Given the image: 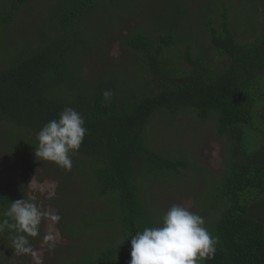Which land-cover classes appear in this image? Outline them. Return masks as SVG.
Segmentation results:
<instances>
[{
    "label": "trees",
    "instance_id": "1",
    "mask_svg": "<svg viewBox=\"0 0 264 264\" xmlns=\"http://www.w3.org/2000/svg\"><path fill=\"white\" fill-rule=\"evenodd\" d=\"M30 1L0 0V46ZM135 1L58 0L40 36L24 41L8 64V58L0 59V139L11 138L23 157L20 166L16 159L15 173L24 176L46 123L65 107L81 112L88 132L71 155L72 168L53 164L69 172L63 187L92 189L95 198L110 204L69 209L62 213L65 227L80 240L103 224H112L115 233L107 246L100 241L93 250L86 244L91 250L83 259L64 264H129L131 237L162 224V216L147 205L140 177H181L194 166L150 141L155 117L168 112L215 118L230 153L200 211L201 217L211 216L206 228L218 238L214 255L200 264H264V0H249L259 18L238 27L231 25L237 19L231 18L229 0H201L197 12H189L185 0H152L153 32L140 27L124 37L135 78L126 76L124 70L132 69L123 64L103 78H84L78 56H89L90 34L114 26L112 21H129ZM213 50L224 59L221 69L210 64ZM105 91L112 93L109 100ZM70 198L67 194L61 203ZM13 201L12 191L0 186V222ZM14 235L7 227L0 231V264Z\"/></svg>",
    "mask_w": 264,
    "mask_h": 264
},
{
    "label": "rangeland",
    "instance_id": "2",
    "mask_svg": "<svg viewBox=\"0 0 264 264\" xmlns=\"http://www.w3.org/2000/svg\"><path fill=\"white\" fill-rule=\"evenodd\" d=\"M57 2L58 0H31L19 18L5 32L4 45L0 46V59L8 58L6 60L8 64L9 59L23 47L24 41L30 44L34 37L38 38L42 25H47L51 11ZM202 3L201 0H185V4L190 5L189 12L192 9L197 12ZM227 5L231 7V18L237 19L231 22L233 27L259 18L257 9L249 0H229ZM152 8V0H137L133 3V10L128 15L129 21L125 19L123 23L121 20L123 24L112 21L111 23H115L114 26L104 28L103 32L99 29L96 33L90 34L94 38V43L92 49L88 51L89 56L84 54L78 56L84 67V78H103L121 64L124 69H132V66L128 65V60L125 59L127 54L131 56L132 51H129L130 48L127 47L124 37L140 27L143 31L153 32ZM236 8L238 11H235ZM201 15L206 17L207 13L204 12ZM258 28L260 32V24ZM244 31L243 26L240 32ZM180 32L181 36L188 33L186 29ZM250 35L254 37L256 33L253 35L250 33ZM210 64L221 69L224 59L213 50L210 53ZM124 72L127 73L126 76L132 77L131 79L135 78V69H132V72L128 70ZM2 136L0 139V186L11 190L15 200H29L36 203L42 211H49L61 217L56 222L50 218L42 220L39 235L30 240L36 252L35 256L16 254L12 244L5 243L6 255L2 264H64L83 259L88 250H91L86 247V244L92 246L93 250L102 246L100 241H103V247L107 246L115 233L112 224H103L99 228L92 229L85 239H75L66 229V216H62V213H67L71 208L78 212L90 211L92 205L104 208L110 204L109 200L95 198L96 193L89 188L80 190L77 185H72L73 190H71L63 187L64 178L69 172L55 166L53 162L48 164L47 162L50 161L38 160L34 153L30 156L24 176L19 178L14 168L18 164L20 166L23 157L20 151L18 153V150L11 145V138ZM149 138L160 149L168 153L172 152L177 157H186L194 166L190 171L183 170L181 177L157 178L153 174L141 176L140 182L143 183L147 205L150 209L157 211L158 216H163L173 205H181L200 216V211L207 208L205 194L208 195L210 183L214 178L219 179L223 176L230 153L229 144L217 132L216 119L200 120L193 113H181L174 116L171 113L162 112L155 117L149 130ZM16 159L18 164L15 163ZM67 194L71 197L70 200L61 203V199ZM202 218L206 227L211 216ZM48 234L54 236L53 241H44V237ZM121 262L123 263V257Z\"/></svg>",
    "mask_w": 264,
    "mask_h": 264
},
{
    "label": "clouds",
    "instance_id": "3",
    "mask_svg": "<svg viewBox=\"0 0 264 264\" xmlns=\"http://www.w3.org/2000/svg\"><path fill=\"white\" fill-rule=\"evenodd\" d=\"M112 96L104 92L105 100ZM88 132L81 112L65 107L58 119L46 123L38 132L35 156L53 162L65 169L72 168L71 155L78 151ZM0 231L6 227L14 230L12 248L16 254L36 255L28 237L39 235V226L45 218L53 222L61 217L42 211L36 203L26 199L11 202L4 211ZM204 219L181 205H173L163 216L162 224L146 227L131 237V260L129 264H200L205 257L216 251L218 238L204 226ZM48 234L44 241H53Z\"/></svg>",
    "mask_w": 264,
    "mask_h": 264
}]
</instances>
